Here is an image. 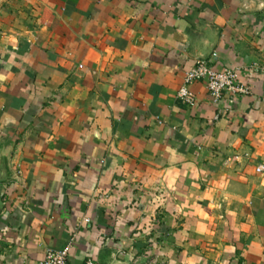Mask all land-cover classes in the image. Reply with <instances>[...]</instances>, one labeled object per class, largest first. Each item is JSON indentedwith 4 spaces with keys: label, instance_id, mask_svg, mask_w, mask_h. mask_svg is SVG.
<instances>
[{
    "label": "crops",
    "instance_id": "obj_1",
    "mask_svg": "<svg viewBox=\"0 0 264 264\" xmlns=\"http://www.w3.org/2000/svg\"><path fill=\"white\" fill-rule=\"evenodd\" d=\"M198 59L246 94L180 104ZM68 242L264 264V0H0V264Z\"/></svg>",
    "mask_w": 264,
    "mask_h": 264
},
{
    "label": "built area",
    "instance_id": "obj_2",
    "mask_svg": "<svg viewBox=\"0 0 264 264\" xmlns=\"http://www.w3.org/2000/svg\"><path fill=\"white\" fill-rule=\"evenodd\" d=\"M237 72L233 69L214 70L203 59H198L194 67L184 74L183 83L176 92L178 102L184 106L192 107L195 104V95L190 90L189 85L193 82L202 81L205 83L209 97L216 103L222 102L223 98L229 94H246L247 90L236 81ZM257 172L261 171L258 167ZM71 242H68L59 250H47L39 264H69L68 252ZM83 264H99L96 260L88 258ZM131 264H142L138 255H133ZM150 264H156L151 260Z\"/></svg>",
    "mask_w": 264,
    "mask_h": 264
},
{
    "label": "water",
    "instance_id": "obj_3",
    "mask_svg": "<svg viewBox=\"0 0 264 264\" xmlns=\"http://www.w3.org/2000/svg\"><path fill=\"white\" fill-rule=\"evenodd\" d=\"M102 264H129L126 259H118L115 254L108 260L102 262Z\"/></svg>",
    "mask_w": 264,
    "mask_h": 264
}]
</instances>
